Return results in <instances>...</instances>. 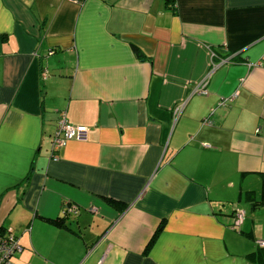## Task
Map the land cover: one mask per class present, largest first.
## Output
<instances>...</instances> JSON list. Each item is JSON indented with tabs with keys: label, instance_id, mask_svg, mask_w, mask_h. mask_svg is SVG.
<instances>
[{
	"label": "crops",
	"instance_id": "1",
	"mask_svg": "<svg viewBox=\"0 0 264 264\" xmlns=\"http://www.w3.org/2000/svg\"><path fill=\"white\" fill-rule=\"evenodd\" d=\"M61 113L89 134L53 161ZM0 231L15 264H260L264 0H0Z\"/></svg>",
	"mask_w": 264,
	"mask_h": 264
},
{
	"label": "built area",
	"instance_id": "2",
	"mask_svg": "<svg viewBox=\"0 0 264 264\" xmlns=\"http://www.w3.org/2000/svg\"><path fill=\"white\" fill-rule=\"evenodd\" d=\"M45 77V74H43ZM206 81L200 83L195 89L194 93L206 95ZM234 96L229 99H221L217 103V108H225L229 101H232ZM215 109H211L209 116L213 115ZM181 107L175 109V116L180 114ZM203 124H210V119L203 120ZM89 129L82 125H72L67 122L63 113L59 114V118L56 122L55 130L51 141V159L53 161L58 160V153L66 146L70 141L85 143L88 140ZM77 213L76 207L69 205L64 208V214L75 215ZM244 212L238 210L234 213L232 229L238 228L244 220ZM258 248H264V240L257 241ZM21 248L18 244L17 238L9 232H0V264H15L13 259L16 254L20 252Z\"/></svg>",
	"mask_w": 264,
	"mask_h": 264
},
{
	"label": "trees",
	"instance_id": "3",
	"mask_svg": "<svg viewBox=\"0 0 264 264\" xmlns=\"http://www.w3.org/2000/svg\"><path fill=\"white\" fill-rule=\"evenodd\" d=\"M133 51L138 58H142V55L137 49L133 48ZM53 224L57 226H62V223L59 220L54 221ZM256 254H257V257L260 259V264H264V248H259V252H256Z\"/></svg>",
	"mask_w": 264,
	"mask_h": 264
}]
</instances>
